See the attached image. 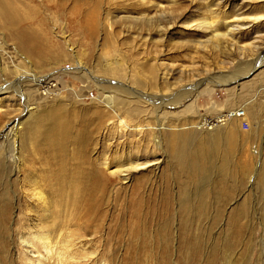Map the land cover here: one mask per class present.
Instances as JSON below:
<instances>
[{
  "label": "rangeland",
  "instance_id": "rangeland-1",
  "mask_svg": "<svg viewBox=\"0 0 264 264\" xmlns=\"http://www.w3.org/2000/svg\"><path fill=\"white\" fill-rule=\"evenodd\" d=\"M86 2L0 0V264H34L31 185L61 160L92 191L55 209L88 257L69 264H264V26L220 47L200 27L264 15V0ZM124 158L148 165L125 179Z\"/></svg>",
  "mask_w": 264,
  "mask_h": 264
},
{
  "label": "bare ground",
  "instance_id": "bare-ground-1",
  "mask_svg": "<svg viewBox=\"0 0 264 264\" xmlns=\"http://www.w3.org/2000/svg\"><path fill=\"white\" fill-rule=\"evenodd\" d=\"M78 1H79L80 5H82V6L83 5L88 6V4H90V3L86 2V0L85 1L78 0ZM95 1H97V0H92L93 3ZM258 1H261V0H258ZM92 2H91V4H92ZM98 7H99V4L94 5L92 8H86L87 13L85 14V17H88V16H89V18L92 17L94 15V13H96ZM212 13H214V11H212ZM162 16L165 17L164 15H162ZM161 17H159V18H161ZM243 18L244 17L239 18V16H232V17H227V18L225 17L223 20H220V23H221L220 29L221 30L217 29L216 27H215L216 29H213V30H212V28L210 29L212 21L209 22L206 19L200 23V27L202 28L203 33H207V36L209 35V38H207V39H210L211 42L216 43L215 46H219V45L224 43L225 39H230L233 36H235L236 32L238 30L240 31V29L243 28V26H245V24H243L244 21H247V22L251 21V22L256 23V24L259 23L260 26L262 25L261 27L264 26L263 25L264 24V22H263L264 21V15H255V16H252L250 18H247V20H243ZM155 21L157 22V20H155ZM144 22L148 24L149 22H152V21L148 19V20H145ZM149 26H150V24H149ZM259 28L260 27L254 28V30H252L251 33L255 34V35H258V34L260 35V33L261 34L263 33L262 35H264V30L260 31V30H258ZM255 39H256V37H255ZM215 49H214V51H215ZM216 51H217V49H216ZM259 62H261V60ZM225 76H226V74H225ZM222 77L223 76H221V78ZM36 78L37 77H35V76L32 77L31 81L36 82L37 81ZM221 80L224 81L225 77L222 78ZM210 81L212 83H215V84L219 83L215 79L210 80ZM117 89L122 90V89H126V87L121 86V87H118ZM122 92L124 94L128 93L130 95L136 96L135 93H132L133 91H130L128 89H126L125 91H122ZM182 96H183V94H179V95L173 94L172 96L166 98L169 101L166 102L165 105L170 104L171 101H172L171 104H174V101L176 100L175 97L181 98ZM107 97L108 96H105V98H104L105 101H107V103L109 105L112 104L110 98H107ZM140 97H141V95H140ZM149 99H152V97H149ZM166 99L164 98L163 100L162 99L161 100L165 102V101H167ZM153 100H154V98H153ZM155 100H159V99L155 98ZM238 115L239 116L236 118L242 117V113H240ZM216 122H217V120H216ZM119 124L122 128H127V124L122 119H119ZM20 125L21 124H16L14 126V128L12 130L13 134H15V133L17 134V131L19 129L18 127H20ZM211 125H213V124H211ZM47 151H48L49 156H50L49 158L50 159L53 158L52 160H55L56 158H54V155L56 153L61 152V148H57V147H55V145L53 143H50L48 145ZM79 161L80 162L86 161V158H84L82 160L79 159ZM79 161H74V162L76 163ZM124 161H125V158L122 162H120V164L117 168H118V170L120 169V171H118V172L124 173L123 176L125 177V179H126V177L129 176L130 173L136 172L137 170L145 168V167H147L146 165H148V163H142L141 164V163H134L131 161H125V162ZM76 164H78V163H76ZM116 164H118V163H116ZM83 169H84L83 167L81 168L79 165L73 164L72 168L70 170H68V167L66 166L65 163H63L62 160L59 164H56V166H53L51 169L48 168V171H46L47 176L43 180V186L46 187L47 193L49 194V197H46V198H44L42 195L41 189H43L42 188L43 186L41 185V183H39L37 181H34V182L32 181L33 184L31 185V190L33 192V198L36 199V203H35L36 214H37L35 217L36 223L32 225V228H33L32 230H28L25 233V235H24L25 237H23V236L21 237V241H22V245L26 248V251H27V252H25L26 259L30 256L29 259L32 260L34 264H69L70 262L79 263V262H82V261H85L88 259V257L86 255L84 256L81 252L82 250L84 251V249H85L84 247L81 246L80 247L81 250H80V248L78 249L76 247L75 241L73 243L72 240L71 241L68 240L70 238L67 234H66L67 236H64V234H61L62 230L60 229V223L59 222L62 221V220L60 221L61 216H62V212H60L59 210H57V211L55 210L56 208H61V204H63V202H65V203L67 202V205L68 204H71V205L74 204L72 206L75 207V205L77 204L78 201L79 202L80 201L87 202V200L90 198V196L92 195V191H91L90 186H89L90 184L87 180V179H89L87 176L88 172L83 174L82 171H80ZM86 170L88 171V169H84L83 171L85 172ZM29 177L32 178V175ZM92 177H94L95 183L102 182L104 180V174H103L101 168L94 170ZM83 180H85L84 184L82 183ZM78 183H81L83 185L79 186ZM99 184H97V185H99ZM89 201H90V199H89ZM80 207H82V206H80ZM35 208H33V209H35ZM60 210L63 211V209H60ZM88 214H89V212H88Z\"/></svg>",
  "mask_w": 264,
  "mask_h": 264
},
{
  "label": "built area",
  "instance_id": "built-area-1",
  "mask_svg": "<svg viewBox=\"0 0 264 264\" xmlns=\"http://www.w3.org/2000/svg\"><path fill=\"white\" fill-rule=\"evenodd\" d=\"M238 114H240V113L239 112H235V113H233V112L225 113L224 117L230 119V118L238 117L239 116ZM201 121L203 122L202 124H209L211 122V120H205V119H202ZM239 128L241 130H246L248 128V125H247L246 122L240 121Z\"/></svg>",
  "mask_w": 264,
  "mask_h": 264
}]
</instances>
